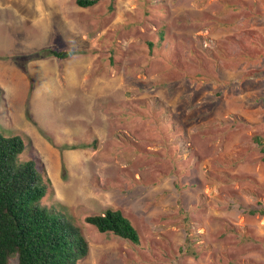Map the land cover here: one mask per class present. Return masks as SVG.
<instances>
[{
    "label": "rangeland",
    "instance_id": "rangeland-1",
    "mask_svg": "<svg viewBox=\"0 0 264 264\" xmlns=\"http://www.w3.org/2000/svg\"><path fill=\"white\" fill-rule=\"evenodd\" d=\"M45 48L85 54L30 60ZM0 89L80 264H264V0H0ZM107 208L138 245L85 224Z\"/></svg>",
    "mask_w": 264,
    "mask_h": 264
},
{
    "label": "trees",
    "instance_id": "trees-1",
    "mask_svg": "<svg viewBox=\"0 0 264 264\" xmlns=\"http://www.w3.org/2000/svg\"><path fill=\"white\" fill-rule=\"evenodd\" d=\"M101 1L104 0H75V5L86 9ZM165 30L166 26L162 25L156 31V42H147L152 51L164 40ZM82 54H85L82 50L45 48L29 56L30 60H65ZM20 68L26 73L24 64ZM29 83L31 85L30 79ZM26 117L30 119L28 112ZM254 140L261 147L264 160V142L258 137ZM23 149L20 137L0 134V264H11V261L17 264H80L88 255V243L63 205L54 201L47 207L38 206L47 191H52L51 183L44 171L36 172L33 162L15 165ZM258 213L263 215L264 210H250L251 215ZM84 222L101 234L110 233L134 245L140 243L138 231L121 210L107 208L86 215Z\"/></svg>",
    "mask_w": 264,
    "mask_h": 264
}]
</instances>
